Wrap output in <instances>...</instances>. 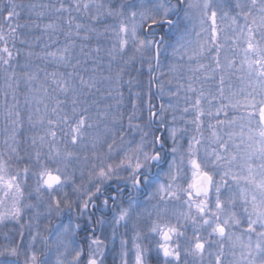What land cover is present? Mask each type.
Here are the masks:
<instances>
[{
    "label": "snow or ice",
    "instance_id": "obj_1",
    "mask_svg": "<svg viewBox=\"0 0 264 264\" xmlns=\"http://www.w3.org/2000/svg\"><path fill=\"white\" fill-rule=\"evenodd\" d=\"M218 16L232 25V35L226 36L231 55L224 56L223 64ZM108 18L118 22L106 23ZM0 20V225L14 221L22 240L24 228H31V222L21 223L26 209L36 217L42 204L47 216L68 209L79 220L99 201L116 210L111 222L115 240L122 222L144 217L147 210L139 197L146 196L156 203L147 211L146 232L137 230L132 238L133 264H264V0H0ZM209 21L210 28L205 26ZM187 22L200 25L195 48ZM36 31L40 35H32ZM202 33L209 35L201 38ZM45 36L51 43L35 51ZM93 39L94 48L80 43L77 53L78 40ZM101 39L113 42L104 48ZM165 44L173 58L167 83L160 60ZM102 51L108 57L107 75L100 71ZM206 54L211 63H200L198 58H208ZM138 58L141 65L147 61L149 90L155 87L161 101L168 100L158 110L149 103L143 127L133 122L138 107L133 102L126 129L119 105L125 83L131 92L135 78L125 81L124 76ZM185 58L197 61L188 69L204 70L203 81L192 75L187 85L181 83ZM217 72L239 73L243 87L232 91L228 84L226 92L222 74L217 87L205 89ZM173 80L175 88L168 87ZM109 97L116 101L115 110L112 104L101 109V101ZM229 109H243L244 114L229 118ZM178 120L193 125L196 133L183 150L177 137L187 128L177 127ZM129 132H138L139 140L126 139ZM29 180L34 181L31 188ZM69 185L79 194L76 201L68 199ZM104 223L103 217L93 221L88 216L86 249L71 239L82 225L70 220L57 230L55 245L51 236L43 238L58 254L35 248L41 238L37 231L26 249L19 244L0 247V264H21L22 256V264H105L106 242L95 235L96 225ZM120 245L121 264H128V241L121 237Z\"/></svg>",
    "mask_w": 264,
    "mask_h": 264
},
{
    "label": "rangeland",
    "instance_id": "obj_2",
    "mask_svg": "<svg viewBox=\"0 0 264 264\" xmlns=\"http://www.w3.org/2000/svg\"><path fill=\"white\" fill-rule=\"evenodd\" d=\"M118 2H119V0H117L114 3H118ZM172 2L175 3V0H172ZM232 14H234V13L230 12V15H232ZM180 15H181V17H183V12H181ZM2 23H3V21L1 22V24ZM187 23H188V27L192 28V32H191V35L189 37V39L192 41L191 48H195L196 47V41L198 40V37L196 36V32L200 31V25L197 22V23H195V26L193 27V24L191 22H187ZM210 25H211V22L209 21L205 26L210 28ZM217 25H218V31H219V40H220L221 43H223L225 45L224 49L221 52V63L223 64L225 62L224 61V56L226 54L231 55V53L229 52V48L231 46V41L230 40H226V36H231L232 35L231 20L228 19V18L221 19L220 16H218L217 17ZM4 30L7 31V28L5 27ZM206 35H209V34L208 33H202L201 34V38L206 36ZM60 40H61V44H62L64 42L63 36L59 37V42H60ZM206 56L208 58H204V57L198 58L199 62L200 63H205V64H210L211 63L210 56H208V54H206ZM172 59L173 58L171 56V48H169L167 46V44H165V47L162 50V54H161V57H160L161 70H163L164 72L168 73V64L172 61ZM181 63H183L185 65V67H183L180 70V73L182 75L181 83H184L185 85H187L189 76L196 75V76H200V78H201V73L204 75V70H203V72H201L202 71L201 70L200 72H196V73H193V72L189 71L188 65L190 64L192 68H195L197 66V61L196 60H193V61L189 62V61H187V58H185V61H182ZM217 74H218V81H219L220 75L223 74L225 76V91L226 92L229 91V89L227 87L228 84L232 85V88H231L232 91H237L239 88L243 87V85L241 84L240 80L238 79V77L240 75L239 73H234V74L229 75L228 73L217 72ZM41 76H42V73H41ZM162 79H164L165 82L167 83V81L169 79H172V74L168 73V75H166ZM208 83H209V81L205 82L204 85H206ZM167 86L175 88L176 81L173 80V83L171 85H167ZM195 86L197 88H199L200 84L197 83ZM3 89H4V81H3L2 77H0V105H2L3 101H4ZM206 89H208L207 85H206ZM21 90L23 92V85H21ZM22 92L19 95V99H20V107H21V109L23 111V109H24V96H23ZM114 95H115V93H113V97H115ZM181 95L183 96L184 93H181ZM188 95L189 96H193L194 94L188 93ZM113 97H110V99L113 100L112 102L115 101V99ZM9 99H10V97H9ZM175 99L176 98H173V102H175ZM167 100H168V97H165L164 101H161V103L162 102H166ZM102 101H106V100H102ZM184 103L185 102L183 100L180 101L181 106H184ZM243 112H244L243 109H240L239 111L233 110V113L236 116L237 115L241 116V114ZM190 113H188V114H190ZM24 114H25V118H26V112ZM180 114H181L180 112L176 113L177 116H179ZM170 115L171 114H167L166 118L170 119ZM137 118L141 119L142 117L137 116ZM137 122H138V120L135 123H137ZM144 124L145 123L140 124L141 127H143ZM176 126L177 127H183L182 121L178 120L176 122ZM3 127H4V121H3V118H2V109H0V152L4 151V144H3L4 135L2 133ZM127 127H128V124L125 126V128L127 129ZM184 134H183V132H180V133H178V137H177L182 150L184 149V142H183ZM188 134L193 135V133H188ZM139 135L140 134L138 132H129L126 135L125 138L128 139V138H130L132 136H135L136 140L138 141L139 140ZM237 138L239 139V137H237ZM169 143H171V142H169ZM76 167L79 168L81 166L77 165ZM165 168H166V166H165ZM87 171H88L87 166H84L85 186H87ZM76 178H77V183H79L80 182V172L79 171L76 172ZM163 179H164V177L161 176V180H163ZM33 183H34L33 180H29V188H31ZM65 191L68 193V199L69 200H72V201H76L77 200V197H78L79 194L74 192L70 185L65 188ZM63 194L64 193L61 192L59 195L61 197H63ZM140 201L142 203V208L146 209L147 211H152V205L154 203H156V201H154V200L153 201H149L147 199V197H145L144 199H142ZM32 202L33 203L36 202L35 199H34V194H33ZM40 210H41V215L39 217L35 216L34 210H31V209H26L25 210L23 218L21 220V223H25L27 225L29 222H31V228L29 229V227H27V226L24 228V230H23L24 231V235H23V239L22 240H21V237L19 235L20 227L14 221H8L5 224L0 225V247H3L5 245H16V244H19L22 249H26L27 245L29 243L31 235H33L35 232L39 231V233L41 234V238H39L37 240L35 248L38 251H40V252H49V251H51L53 253H56L55 247H53L52 249H48L45 246V244L43 242V238H48V237L51 236L53 245H55V235H56L57 230L61 229L62 226H64V225H68L70 220L72 221L73 225L75 223H77V222H79L82 225L85 221L88 220V216L90 215L91 208H89L88 213L85 216L80 217L79 220H77L76 213L72 212V211H69L68 209H64V211L61 212L59 215H57V214H55V212H53V214L51 216H47V215L44 214L45 213V206L43 204L41 205ZM147 211H145L144 217L140 221H136L135 217H134L132 221H129L127 223L128 225H129V223L132 225V227L134 228L135 232L137 230H144L146 232L147 226L149 224V218L147 216ZM152 218L153 219L155 218L154 215H153ZM134 224L136 225V227H134ZM102 228H103L102 230L105 229L104 231L107 230L108 233H110L111 237H112V223H110V224L108 222L104 223ZM124 228L125 229H124V233H123V238L128 241L127 248H129L130 244H131L129 242V233H127L125 231L127 229V226H124ZM6 236H7V238H5ZM98 237L101 238L100 236H98ZM111 237L106 242V245H107L106 248H108L109 246H110V248L114 247L116 241L119 240L118 235L116 236L115 240H113ZM71 239L75 242V244H79V245L83 246V243L78 241L77 236L72 237ZM84 243H86L85 246H87V241H84ZM63 251H64V249L61 247L59 249V252H63ZM106 252H107L108 255L117 256V253H114V251H112V250H109V251L106 250ZM56 254H58V253H56ZM106 256L107 255L105 254V264H115V263L112 262V260L107 261L106 260ZM23 258L24 257L22 256L21 257V264H22ZM66 259L70 261L71 260V254H69L66 257ZM229 259H231V257H229ZM127 260H128V264H133V262H134V249L133 250H131V249L128 250Z\"/></svg>",
    "mask_w": 264,
    "mask_h": 264
},
{
    "label": "trees",
    "instance_id": "obj_3",
    "mask_svg": "<svg viewBox=\"0 0 264 264\" xmlns=\"http://www.w3.org/2000/svg\"><path fill=\"white\" fill-rule=\"evenodd\" d=\"M117 0H110V2L114 3ZM25 3H27V0H24ZM37 2H40V0H37ZM46 2V0H45ZM86 19V18H85ZM2 20H0V24H1ZM106 23L109 24H116L118 21L112 18H108L106 21ZM101 30L102 29V26ZM166 31V30H165ZM32 35H40L39 31H36L34 33H32ZM113 41L111 39H101L100 40V44L104 46V48H107L108 45H110ZM45 43H51V41L48 40V38L45 36L41 39V41L39 42V44L35 47V51L40 52L43 50V45ZM61 44V40L59 42ZM80 43H86L89 45L90 48H94L96 46V41L95 39H93L92 41H77V53L79 52V44ZM18 47H20V45H17ZM55 46H53V50H54ZM87 50V49H86ZM129 55H131V47L129 46ZM93 55H95L93 53ZM101 57H102V61H101V66H100V71L103 75H107V64H108V57L107 55L102 51L101 52ZM35 63L37 64H41L43 66L44 62L41 60H35ZM153 66L155 65V61L152 62ZM47 68L49 71H52L54 68V65H47ZM136 69H140L139 72L136 71ZM63 70V69H62ZM43 75V74H42ZM135 78L132 88H131V92L129 91V86L127 83L124 84L123 86V93H124V97H123V102L119 105L120 110L124 113V120H123V124L124 127L128 124V115H130L133 112V108H132V104L133 102H135L138 107L135 110L136 111V116L134 117L133 122L135 123L137 120V123H146L148 121V107H149V103H151L152 105H155L156 108L154 110H158L159 104L161 103V100L159 99V97L155 94L154 92V87H151V90H149V73H148V65H147V61H145V63L143 65L140 64L139 58L137 59V62L135 64L134 68H130L129 69V73L126 74L124 76V80L127 81L130 78ZM138 81V82H137ZM140 92V96L139 98H137L136 93ZM115 96V95H114ZM61 99H64V97L61 95L60 97ZM113 100L110 99V97L106 100V101H101V109H103V106L105 104H112L114 106L113 110H115V104L116 101L112 102ZM63 107V105H62ZM137 116L142 117L141 119L137 118ZM147 116V117H146ZM144 126V125H143ZM155 130V128L153 129Z\"/></svg>",
    "mask_w": 264,
    "mask_h": 264
},
{
    "label": "flooded vegetation",
    "instance_id": "obj_4",
    "mask_svg": "<svg viewBox=\"0 0 264 264\" xmlns=\"http://www.w3.org/2000/svg\"><path fill=\"white\" fill-rule=\"evenodd\" d=\"M203 72V70L201 71ZM201 80H203V74L201 73ZM208 88H215L217 87L218 85V74L215 73V80H210L208 84H206ZM206 85H204L205 89H206ZM229 118H231L233 115H235L233 113V110L232 109H229ZM244 112L241 114L243 115ZM188 118L191 117V113L190 114H187L186 115ZM236 116V115H235ZM239 116V115H237ZM205 119V127H204V137H205V142L207 143V138L210 136V130L207 128V117L204 118ZM182 124H183V127H186L187 128V131L186 132H183L184 136V149L187 148V141H188V138H190L192 135L188 134V133H193V135H195V131H194V126L191 125V124H187L185 125L184 121H182ZM237 131L238 128H237ZM246 131V130H245ZM238 137V136H237ZM236 137V140L237 142H239V139ZM227 137H225L226 139ZM213 147H215V145H212ZM241 147L243 148L244 145H241ZM146 196H141L139 197L140 200L144 199ZM97 208L96 209H91L90 210V215L92 216V219L93 221H96L97 219L103 217L104 220H105V223H111L112 220H113V216L115 214V209H113L112 207H109V208H104L102 206V204L100 202L97 203ZM124 206L126 207L127 206V197H125V204ZM103 226V225H102ZM101 225H96V231H95V235L98 237L100 236L102 239L105 240V242H107L109 240V238L111 237V234L108 233V231H104L102 230ZM124 226H127V229L125 230L127 233H129V242L131 243L130 244V247L127 248V250H133V246H132V238H133V235L135 234V230L134 228L132 227V225L129 223L128 224H124L122 222L121 226L117 229V235L119 237V240L116 241L114 247L110 248V246L108 248H106V250H112L114 251V253H117V256H112V255H108L106 250H105V254L107 255L106 256V260L107 261H110L112 260L113 263L115 264H121V257H120V252H121V245H120V239L121 237H123V233H124ZM100 234V235H99ZM89 235V231H88V220L85 221L83 224H82V227H81V230L77 233V239L79 242H82L83 243V246L85 247V249L87 248V246H85L86 243H84V241H86V237Z\"/></svg>",
    "mask_w": 264,
    "mask_h": 264
},
{
    "label": "water",
    "instance_id": "obj_5",
    "mask_svg": "<svg viewBox=\"0 0 264 264\" xmlns=\"http://www.w3.org/2000/svg\"><path fill=\"white\" fill-rule=\"evenodd\" d=\"M154 92H155V94H156V92H157V90H156V88L154 87Z\"/></svg>",
    "mask_w": 264,
    "mask_h": 264
}]
</instances>
